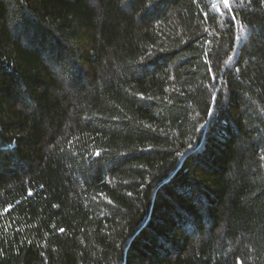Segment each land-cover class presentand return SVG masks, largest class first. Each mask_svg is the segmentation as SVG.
Listing matches in <instances>:
<instances>
[{
	"label": "trees",
	"instance_id": "trees-1",
	"mask_svg": "<svg viewBox=\"0 0 264 264\" xmlns=\"http://www.w3.org/2000/svg\"><path fill=\"white\" fill-rule=\"evenodd\" d=\"M0 264H264V0H0Z\"/></svg>",
	"mask_w": 264,
	"mask_h": 264
},
{
	"label": "snow or ice",
	"instance_id": "snow-or-ice-1",
	"mask_svg": "<svg viewBox=\"0 0 264 264\" xmlns=\"http://www.w3.org/2000/svg\"><path fill=\"white\" fill-rule=\"evenodd\" d=\"M227 6V5H226Z\"/></svg>",
	"mask_w": 264,
	"mask_h": 264
}]
</instances>
